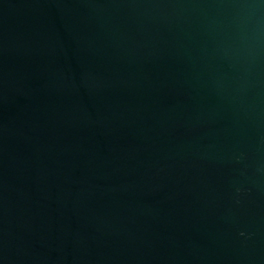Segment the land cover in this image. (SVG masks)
<instances>
[{"label": "water", "instance_id": "water-1", "mask_svg": "<svg viewBox=\"0 0 264 264\" xmlns=\"http://www.w3.org/2000/svg\"><path fill=\"white\" fill-rule=\"evenodd\" d=\"M0 264H264V0H0Z\"/></svg>", "mask_w": 264, "mask_h": 264}]
</instances>
